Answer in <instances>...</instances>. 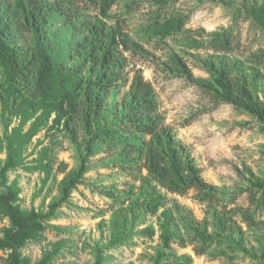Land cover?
I'll use <instances>...</instances> for the list:
<instances>
[{"label":"trees","instance_id":"1","mask_svg":"<svg viewBox=\"0 0 264 264\" xmlns=\"http://www.w3.org/2000/svg\"><path fill=\"white\" fill-rule=\"evenodd\" d=\"M180 1H122L129 13L141 3L147 9L141 39H135L128 31L127 17L119 13L114 23L108 21L113 18L111 11L117 0H0V122L3 125L0 215L9 220L0 236L3 252L0 264H52L61 250L62 245L58 244L36 262L22 252L29 241L36 240L46 230L47 220L54 217L57 208L81 182L86 162L65 174L60 185L61 197L49 205L47 212L24 209L20 204L19 182L9 178L11 171L23 166L26 170L45 172L43 183L47 184L52 164L49 154L61 142L56 136L58 132L68 141L86 147L84 159L94 155L97 140H104L119 154L118 167L132 180L140 182V188L147 195L144 208L152 214H157L163 203L162 196L155 195L158 188L180 195L194 190L198 199L214 205L219 187L204 178L191 148L167 122L160 94L137 67L138 60L149 62L162 79H182L202 90L209 105L203 107L204 113L228 104L264 124V103L254 97L247 78L236 73V61L230 57L241 48L243 23L264 28V0H209L227 9L232 22L227 28L208 35L201 29L197 31L199 38L192 40L193 49L215 54L214 58L193 59L194 65L208 76L195 75L187 59L168 42L190 19ZM206 2L195 0L192 12L195 6ZM58 16L65 18L68 26L65 34L72 38V59L75 60L72 65L57 62L49 44L52 25ZM260 57L264 60V52ZM110 101L115 103L114 109ZM108 113L112 115L111 124L105 119ZM44 129L52 146H44L36 164L27 165L25 152ZM2 154L6 155L5 159L1 158ZM238 172L243 183L234 193L231 191L230 202L234 203L244 193L252 203L263 202L264 179L247 176L240 169ZM123 211L118 222L125 227L130 218L129 212ZM240 212L248 226L256 225L253 212L248 209ZM216 222L221 228V220ZM170 224L169 217L161 224L165 251L159 253L155 264H194L191 255L179 254L174 249L173 243L185 246L186 241ZM223 226L232 230L228 223ZM128 234L125 228L114 230L108 246L116 247ZM215 242L238 247L253 258L251 264H264V245L258 252L246 247L241 238L213 233L208 227L192 224V243L198 254L207 253ZM94 264H103L101 249L97 250Z\"/></svg>","mask_w":264,"mask_h":264},{"label":"rangeland","instance_id":"2","mask_svg":"<svg viewBox=\"0 0 264 264\" xmlns=\"http://www.w3.org/2000/svg\"><path fill=\"white\" fill-rule=\"evenodd\" d=\"M122 1L117 0L111 11L113 18H108V21L114 23L120 13L121 17L128 19L130 35L141 39L140 30L147 9L141 3L129 13L124 10ZM194 1L179 2L182 9L189 12L190 19L181 31L168 38V42L187 59L195 75L208 76L194 65L193 59L214 58L215 54L193 49L192 40L199 38L197 31L203 29L204 34L208 35L227 28L232 20L227 9L209 0L195 6L192 12ZM241 30V48L231 53L230 57L236 61V73L247 78L254 97L264 103V60L260 57L264 52V28L245 22ZM67 31L65 18L58 16L52 25L49 44L54 49L57 62L72 65L75 62L72 59V38L65 34ZM147 47L153 50L151 45L147 44ZM137 67L143 70L145 78L158 90L167 122L177 129L179 138L191 148L203 169L204 178L219 187L218 199L214 205H210L198 199L194 190L180 195L158 188L155 195L162 196L163 203L157 214H152L144 208L147 195L140 188V182L132 180L118 167L116 161L119 154L110 149L104 140H97L94 155L84 159L86 147L68 141L62 132H58L56 136L61 142L50 151L52 164L47 184L43 183L46 173L37 169L26 170L22 166L9 173L10 181L17 179L22 189L21 206L47 212L49 205L61 197L60 185L65 174L83 161L87 169L70 197L57 208L54 217L47 220L46 230L36 240L26 244L22 249L23 254L36 262L61 244V250L52 264H94L98 249L102 250L103 264H155L159 253L165 251L161 241V224L169 217L171 229L186 241L185 246L173 243L174 249L179 254L191 255L194 264H251V256L234 245L229 246V243L215 242L207 253L198 254L195 243H192V224L200 228L208 227L213 233L241 238L246 247L260 252V247L264 245V201L252 203L244 193L231 203L230 193H234L243 183L238 169L247 176L264 179V124L253 121L250 116L228 104L204 113L202 109L208 104L202 90L182 79H162L154 73L149 62L138 60ZM110 102L114 109L115 103ZM195 114L197 116L194 117ZM105 119L108 124L113 122L111 113L106 114ZM245 122L247 124L243 125ZM1 135L3 125L0 122ZM47 145L52 146V143L44 129L25 152L27 165H35L41 149ZM109 153L112 155L108 156ZM5 157V154L1 155L2 159ZM133 183L136 185L131 187ZM131 188L134 192H131ZM241 209L253 212L256 225H247ZM123 210L129 212L130 218L125 227L118 222ZM217 219L221 220V228ZM225 223L232 230L226 229L223 226ZM7 225L8 218L0 215V236ZM123 228L129 232L126 240L116 247H109L112 232ZM151 230L154 231L153 235Z\"/></svg>","mask_w":264,"mask_h":264}]
</instances>
